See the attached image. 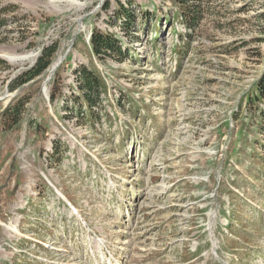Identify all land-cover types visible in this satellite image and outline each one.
Returning a JSON list of instances; mask_svg holds the SVG:
<instances>
[{
    "label": "rangeland",
    "instance_id": "374dc122",
    "mask_svg": "<svg viewBox=\"0 0 264 264\" xmlns=\"http://www.w3.org/2000/svg\"><path fill=\"white\" fill-rule=\"evenodd\" d=\"M187 5L193 34L177 0H0V264H264V0ZM98 31L129 56H94Z\"/></svg>",
    "mask_w": 264,
    "mask_h": 264
},
{
    "label": "trees",
    "instance_id": "16d2710c",
    "mask_svg": "<svg viewBox=\"0 0 264 264\" xmlns=\"http://www.w3.org/2000/svg\"><path fill=\"white\" fill-rule=\"evenodd\" d=\"M190 0H177L180 4V17L181 22L186 28V34H193L199 27L202 15V9L200 6L196 8V5H187ZM108 8V7H107ZM106 8V9H107ZM118 10V9H116ZM122 11V20L121 30L126 33L128 36L130 34V23L131 19H135V16L130 10L125 9L123 6L119 8ZM146 13V12H145ZM124 18V20L122 19ZM4 21L0 22V26L4 25ZM158 36V35H156ZM180 39L183 40L184 36L180 35ZM138 40V39H136ZM137 43V41H136ZM91 51L94 56L98 59L103 60L106 58H112L117 60H122L127 58L128 53L123 50V43L119 35L114 33H99L94 32L90 38ZM179 45H174V49H177ZM58 51V46L53 44L47 46L42 50L40 57L38 58L36 64L30 69L22 72L9 84V90L14 91L22 85L29 83L36 78L43 75L52 65L53 58ZM6 64V63H3ZM76 82L78 88L80 89L79 93L82 96V102L87 106V110L93 118V110L97 106H101L100 94L101 92L107 93V86L105 82L101 79L100 75L93 70H89L85 67L76 71ZM255 96L251 95L250 102L252 101H262L264 102V74L262 78L257 81L256 89L254 90ZM21 103L18 102L15 106H9L6 111V115H11L12 118L16 117V124L20 122L21 117Z\"/></svg>",
    "mask_w": 264,
    "mask_h": 264
},
{
    "label": "bare ground",
    "instance_id": "6f19581e",
    "mask_svg": "<svg viewBox=\"0 0 264 264\" xmlns=\"http://www.w3.org/2000/svg\"><path fill=\"white\" fill-rule=\"evenodd\" d=\"M58 64H59V63H55V64L53 65L52 69H53V70L56 69V68L58 67ZM59 196H60L63 200H66V201H67L66 197H65L64 195H62V193L59 192Z\"/></svg>",
    "mask_w": 264,
    "mask_h": 264
}]
</instances>
